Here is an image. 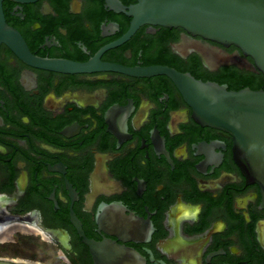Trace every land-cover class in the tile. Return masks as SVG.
<instances>
[{"label": "flooded vegetation", "instance_id": "flooded-vegetation-1", "mask_svg": "<svg viewBox=\"0 0 264 264\" xmlns=\"http://www.w3.org/2000/svg\"><path fill=\"white\" fill-rule=\"evenodd\" d=\"M133 20L107 0H0V260L95 264L79 224L146 264H264L259 186L169 77L40 68L6 42L16 31L35 56L75 63L106 47L101 64L128 68L197 54L182 27L129 34Z\"/></svg>", "mask_w": 264, "mask_h": 264}, {"label": "water", "instance_id": "water-1", "mask_svg": "<svg viewBox=\"0 0 264 264\" xmlns=\"http://www.w3.org/2000/svg\"><path fill=\"white\" fill-rule=\"evenodd\" d=\"M107 1L112 8L134 15L129 34L145 23L182 27L188 33L184 55L195 51L208 69L214 71L235 64L264 74V0H138L129 7ZM12 32L13 38L6 42L22 59L36 67L66 72L113 70L135 76L169 77L197 123L232 135L234 160L247 183L259 186L264 207V88L230 89L227 83L203 80L190 71L164 64L134 68L101 64L99 57L106 47L86 63L40 58L29 50L19 33ZM196 36L201 38L195 39ZM211 42L224 47L233 45L237 49L227 52ZM142 226L144 221L135 218V227ZM78 227L91 248L95 264H146L136 250L110 240L89 239L81 225ZM0 264L25 263L0 260Z\"/></svg>", "mask_w": 264, "mask_h": 264}, {"label": "trees", "instance_id": "trees-1", "mask_svg": "<svg viewBox=\"0 0 264 264\" xmlns=\"http://www.w3.org/2000/svg\"><path fill=\"white\" fill-rule=\"evenodd\" d=\"M169 65L181 71H190L195 77L203 80L227 83L230 89H241L246 86L252 89L264 88V74L261 71H251L246 68H240L235 64L224 65L212 71L203 65L201 58L197 54L189 57L187 61L185 59L172 58Z\"/></svg>", "mask_w": 264, "mask_h": 264}, {"label": "rangeland", "instance_id": "rangeland-1", "mask_svg": "<svg viewBox=\"0 0 264 264\" xmlns=\"http://www.w3.org/2000/svg\"><path fill=\"white\" fill-rule=\"evenodd\" d=\"M34 252H35V251L32 250V248L30 247V248L27 249V253H26L25 255H27V254L30 255V254H32V253H34ZM28 255H27V258L30 257V256H28Z\"/></svg>", "mask_w": 264, "mask_h": 264}]
</instances>
